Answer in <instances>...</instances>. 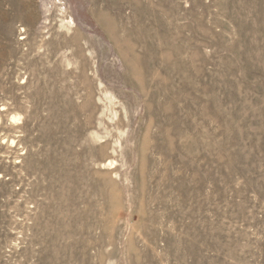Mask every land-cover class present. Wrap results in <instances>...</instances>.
<instances>
[{"label": "rangeland", "instance_id": "rangeland-1", "mask_svg": "<svg viewBox=\"0 0 264 264\" xmlns=\"http://www.w3.org/2000/svg\"><path fill=\"white\" fill-rule=\"evenodd\" d=\"M0 264H264V0H0Z\"/></svg>", "mask_w": 264, "mask_h": 264}, {"label": "bare ground", "instance_id": "bare-ground-1", "mask_svg": "<svg viewBox=\"0 0 264 264\" xmlns=\"http://www.w3.org/2000/svg\"><path fill=\"white\" fill-rule=\"evenodd\" d=\"M107 23H108V22H107ZM144 160H145V158H144ZM144 218H146V217H144ZM144 218H143V220H144ZM145 220H146V219H145ZM145 220H144V221H145Z\"/></svg>", "mask_w": 264, "mask_h": 264}]
</instances>
